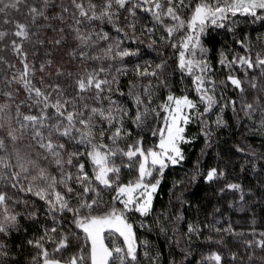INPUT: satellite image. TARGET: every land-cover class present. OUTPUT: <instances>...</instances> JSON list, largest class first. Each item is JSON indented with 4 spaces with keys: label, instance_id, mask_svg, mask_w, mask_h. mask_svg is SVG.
Returning a JSON list of instances; mask_svg holds the SVG:
<instances>
[{
    "label": "snow or ice",
    "instance_id": "1",
    "mask_svg": "<svg viewBox=\"0 0 264 264\" xmlns=\"http://www.w3.org/2000/svg\"><path fill=\"white\" fill-rule=\"evenodd\" d=\"M256 24L264 29V0H0V264H164L137 221L163 237L167 264H264ZM240 129L261 137L260 150L230 143L225 134ZM201 137L190 174L172 180L157 213L169 171ZM221 145L205 168L201 158ZM237 153L238 181L251 173L255 184L227 179ZM201 184L221 199L231 193L228 208L251 214L248 230L221 225L220 207L211 220L187 219L186 191ZM105 233L122 243L106 245Z\"/></svg>",
    "mask_w": 264,
    "mask_h": 264
},
{
    "label": "trees",
    "instance_id": "2",
    "mask_svg": "<svg viewBox=\"0 0 264 264\" xmlns=\"http://www.w3.org/2000/svg\"><path fill=\"white\" fill-rule=\"evenodd\" d=\"M245 28V31L249 30V26H243ZM251 28L256 29V31H250L249 34L251 35L253 41H255L256 37L262 33H264V29H261L259 24L251 25ZM215 36V33L213 34ZM231 37H229V40ZM215 42L217 43V47L221 43H224V37L223 36H215ZM145 51H147L145 49ZM155 53H149L147 56H145V59H148L149 57H154ZM132 77H128L127 79H131ZM177 87L176 91L180 92L181 85L179 84V74H177ZM188 87L190 89L191 85L190 82L188 83ZM126 91V88H125ZM191 95L194 97L195 93H191ZM230 115V114H229ZM198 132V128L195 124H192L189 126V135H193ZM243 132L246 134L245 137H242L240 133ZM225 136H231L233 139L230 141L237 142L241 144H250L254 146L257 150H260L261 145V137L259 135H255L253 133L248 132L247 129H240L239 132H233V133H226ZM203 138H199L193 145H186L185 146V154H186V161L184 163L183 167H178L174 172L169 171L167 175V179L165 180L164 184L162 185V191L159 192V195L157 196L155 200V209L156 212H162L165 209L168 208L169 205V189L171 188L172 180L173 179H180L185 178L186 173L191 172L193 165L197 158L200 156V150L203 148ZM227 146L221 145L219 148L215 147L212 149H208V151L211 153V155L202 157V164L205 168H207L210 165H213L215 160V154L217 151L225 150ZM242 154H235L233 155L232 159L235 164V173L232 171L233 165L228 166V177L227 179L229 181H236V182H242L244 184H255L256 181L252 177L251 173H249L246 177H244L242 180L238 181V174L240 172V165L244 163L243 159H241ZM224 181H221V184H223ZM185 187H189L188 185H185ZM206 186L200 185L198 187H190L189 191H186V195L189 197V199L193 202V209L191 211H188L186 213V217L189 220H192L193 222L196 221H204L206 218L211 220L212 219V213L215 207H220L223 210V216H221L219 213L216 214L215 219L220 220L221 225H226L228 221L230 220L234 225H236V229L239 230H245L247 231V224L251 219V214L245 215L242 212H234L231 209L228 208V204L232 202V194L231 193H225L223 195V198H220V194L213 189L212 191H206ZM172 203H177L175 200V197H172ZM199 205L200 211L197 213L196 206ZM187 205H185V209H187ZM163 219V218H162ZM155 221V215L148 217L145 219V223H152ZM262 223L260 218V210L257 209V231L262 230L259 225ZM183 227V225L181 226ZM186 230V228H185ZM136 231L139 234L140 239L148 238L151 239L154 245H156L157 248L161 249L163 251V261L164 264H167V261L171 259V256L169 255V250L167 246L164 244L163 237L157 238L155 232L149 233L146 230L142 231L139 228V221H137V227ZM169 235H171V232L169 231ZM108 235L105 234V244L108 246H111L114 242L122 243V241L116 240L115 237L107 238ZM16 243L20 242V238L15 239ZM173 247H175L173 245ZM206 246L203 244H200L199 246H194L193 255L198 260L200 259L201 254H206ZM178 252V250H177ZM176 259L179 261L182 259V257L177 254Z\"/></svg>",
    "mask_w": 264,
    "mask_h": 264
},
{
    "label": "rangeland",
    "instance_id": "3",
    "mask_svg": "<svg viewBox=\"0 0 264 264\" xmlns=\"http://www.w3.org/2000/svg\"><path fill=\"white\" fill-rule=\"evenodd\" d=\"M105 234H107V233H105ZM107 238H112L111 236H108Z\"/></svg>",
    "mask_w": 264,
    "mask_h": 264
}]
</instances>
